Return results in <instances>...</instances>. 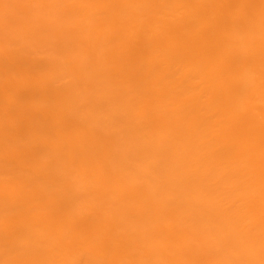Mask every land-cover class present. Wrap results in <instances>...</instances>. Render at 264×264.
Here are the masks:
<instances>
[{"label":"bare ground","instance_id":"bare-ground-1","mask_svg":"<svg viewBox=\"0 0 264 264\" xmlns=\"http://www.w3.org/2000/svg\"><path fill=\"white\" fill-rule=\"evenodd\" d=\"M0 264H264V0H0Z\"/></svg>","mask_w":264,"mask_h":264}]
</instances>
